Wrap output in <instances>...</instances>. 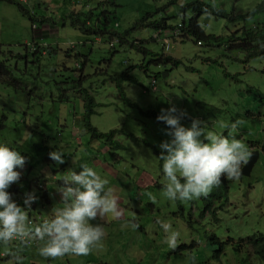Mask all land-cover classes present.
<instances>
[{"label":"rangeland","instance_id":"374dc122","mask_svg":"<svg viewBox=\"0 0 264 264\" xmlns=\"http://www.w3.org/2000/svg\"><path fill=\"white\" fill-rule=\"evenodd\" d=\"M15 1L28 9L35 19L33 22L30 21L29 16L23 13L14 2L0 0V56L3 64L12 69L16 82L14 85L0 83V123L4 120L3 117H6L8 122L11 120L23 123L22 118L24 117L30 123L36 120H48L51 125L44 135L33 131L31 138H24L22 142L19 140V133L15 136L9 135L15 133L10 128H7L5 130L7 134L3 133L1 137L3 130L0 128V143H7L18 148L19 151L31 150L30 153L35 160L34 158L30 160L35 167L38 166L36 161L39 158L34 149L44 143L43 136L48 138V144L40 149L47 150L48 153L58 146L64 150L63 144H65L66 151L63 152L64 161L67 162L65 168H58L54 171V167L50 164L45 173L34 176L45 178L40 188L46 189L47 197L55 201V205L61 206L58 203L59 200H55L58 197L60 199L57 186L61 183L52 179H58L70 168L78 172L77 163L85 162L87 156L96 153V148L102 144L99 140H89L84 129L80 127L82 102L77 100L76 95H74L75 99H71L70 104H57V107L52 106L48 98L51 94L56 96L63 92L73 93L66 83L60 82L67 74L62 76L58 65L64 62L68 64V70L75 68L78 74V65L76 66L75 60L80 61L84 55L87 56V63L80 73L84 72L81 84L85 90L92 92L95 101L102 105L95 107V113L90 118L92 124L99 130L108 131L111 128H120L135 136L141 135L142 138H147L158 147L161 141L169 137L164 132L166 128L164 123L154 118L153 114L156 113L157 116L162 108L167 109L170 105H175L178 111L183 110L190 118L182 117L180 122L183 125L189 126L191 119L197 118L205 122V130L215 131L225 136H228L230 131L228 126L231 122L236 119L242 120V125L231 131L235 138L244 144L248 138L259 142L254 143L255 147L247 142L249 148L259 151L257 161L249 176L228 180L226 195L215 204L218 206L216 212H213L214 206L209 205V202L208 205L202 202L201 208L195 212L191 223L192 228L195 227L203 233L205 240L213 242L206 244L204 253H210L211 248L217 245L211 238L214 234L219 240H225L220 249L221 264H241V258L246 256L245 247L241 243L243 251L236 253L231 244L235 243L239 237L252 234L264 235V152L261 150V145L264 143V104L259 98V91L264 93V55L244 61L245 56L235 48V41L230 40L241 35L233 34V32L242 29L243 24L249 26L256 18L264 23V12L255 13L245 21L231 20L228 16L201 15L198 21L204 32L214 33L227 41L204 40L199 45L194 37H189L170 42L169 49L164 52L180 61L175 66L172 61L154 63L153 57L137 52L135 48H128L127 45L116 46L115 51L114 48L109 49L105 38L100 37L101 42H98L93 36L82 33L79 27L71 26L69 21L72 16L60 19L63 14L68 15V10L74 8L81 11L84 7L86 8L85 4L92 5L93 0H80L79 3H77L79 0ZM166 1L118 0L119 5L113 7V15L116 17L117 24L115 30L122 32L129 27L131 29L128 36L130 42L137 45V41H132L133 39L140 41L141 38H146L144 40L146 47L160 52L162 50L160 44L150 39L152 29L137 27L138 25L134 26V24L144 15L146 9H155ZM209 1L221 6L232 17L235 13L246 12L247 14L253 6L263 0ZM75 2L77 5L74 4ZM175 8L173 4L165 6L163 4L164 17L173 12ZM42 18L46 19L47 23L41 22ZM177 19L171 18L170 22L175 23ZM35 40L36 43H33ZM89 40L93 43L90 44ZM31 46L37 50L44 49L43 46H52L51 49L54 51L41 57V62L27 65L25 72L24 62L21 63L15 56L24 55L25 51L31 50ZM66 52L69 54L68 57L65 56ZM77 52L83 55L77 58L75 57ZM105 58L111 59L109 69L114 68L115 73H120L131 64L144 62L142 68L136 66L133 70L130 69L129 73L136 81L129 85L123 83V97H118L120 94L113 82L110 80L103 82V76L97 75L101 67L108 66V61L103 60ZM163 71L166 73L165 77H163ZM153 76L156 82L151 88V77ZM22 86L30 91L22 92ZM65 108L68 112L64 114ZM148 110H153L154 113ZM247 110L252 114L246 112ZM146 112L148 114H145ZM114 139L121 144L129 142L121 135H116ZM136 146H138V152L135 151V153L139 154L138 159L134 157L116 159L114 156L118 154V147H114V155L112 153L105 156L94 154L90 156L89 164H87L108 179L106 188L112 186L111 191L116 198L117 194L122 191L126 200L125 206H127L125 213L130 211L132 214L130 216L132 220L117 222L114 220L116 223L111 220L113 221L111 224L108 220L109 216H102L104 220L109 221L103 226L105 236L102 247L93 249L87 255L66 254L60 257L45 258L37 252V247L42 242L35 240L21 242L16 239L6 245L0 244V253L12 255L6 258L0 256V264H17V256L20 258L19 264H183L184 259H187L200 243L192 241L193 248L186 247L179 254L180 257L178 256L180 251L176 252L173 248H168L164 242L160 243L162 238L164 241L165 234L156 223L157 219L170 225L178 222L176 217L182 214L178 209L173 208L176 207V203L164 198L161 194L162 189L159 188L154 190L159 199L156 200L155 196L151 198V201L156 204L150 203L143 190L138 188L128 194L129 188H133L134 185L137 187L139 179L153 183L159 174L156 167L159 160L150 156L148 151L144 154L140 142L131 141L128 150L133 151ZM76 149H78L77 154ZM145 149L149 150V147ZM102 160L107 165L112 163L114 171H110L112 167H106ZM99 168L104 171L101 172ZM25 171L28 172V169ZM114 174L117 175L113 176ZM31 182L33 187L28 189V192L34 191L39 196L40 190L34 185L37 183L36 180ZM20 186L21 189L25 188L24 192L27 191L26 186L21 184ZM12 196L15 197L17 194ZM117 204L124 215L122 211L125 210L124 206ZM50 211L51 208L48 211L44 209L42 214L47 215ZM184 220L187 221V218ZM130 221L138 227L132 228ZM185 224L183 229L172 227L180 233L177 243L185 242L194 236ZM31 226H36V224L33 223ZM229 238H234V240ZM136 250L137 255H135ZM148 252H150V257Z\"/></svg>","mask_w":264,"mask_h":264},{"label":"clouds","instance_id":"9594fccd","mask_svg":"<svg viewBox=\"0 0 264 264\" xmlns=\"http://www.w3.org/2000/svg\"><path fill=\"white\" fill-rule=\"evenodd\" d=\"M187 17L186 14L182 13L180 17H177L178 19L175 23H171L170 19H166V27L163 25L157 27L152 25V20L157 18L156 16H154V18L145 19L144 23L146 27L152 29V36L150 39L158 42L162 48L160 52L150 50L143 41V45L150 53L146 55L153 57L154 63H163V56L171 57L164 52L169 49L170 42H177L189 37H194L197 44L201 45L203 43L204 39L196 37L185 29L184 26ZM240 30L241 29L236 30L233 34H241ZM202 31L206 34L204 30ZM206 35L218 37V42L227 41V39H223V37L215 35L214 33ZM133 40L136 41V39ZM116 41H118L117 35L108 40V46L112 47ZM228 44L230 45V43ZM107 63L109 65V62ZM75 64L79 66V63ZM143 64L144 62L142 61L141 65L143 66ZM142 66L140 68H142ZM101 70L102 72L107 71L109 74H112L109 68L102 67ZM162 73L163 77H165L166 73L164 71ZM83 74L84 72L82 73V77H84ZM100 75L104 76L102 74ZM108 80L110 79L107 78L105 81ZM154 82H156V79L153 76L151 77V88L154 87ZM116 90L118 91L117 88ZM89 94L94 98L92 92H89ZM118 97H120V95ZM95 102L97 103L96 107L102 106L99 102ZM66 111L67 110L63 113L65 114ZM94 113L95 108L91 115ZM151 113H154V111L152 110ZM185 115L186 113L183 110L178 111L175 105H170L167 109L162 108L157 116L156 113L153 114L154 118L158 121H162L166 125L164 132L169 137V139L159 143L158 147L160 149L152 143L158 150L155 156L153 155L152 157H156L159 163H161L156 166L159 174L153 183H150L148 180L144 182L139 179L140 182L137 183V187H135V185L133 188L127 186L129 188L128 194H131L133 189L138 188L143 190L146 199H148L150 203L156 204L151 201V198L155 196L156 200L159 199L158 195L154 193V190L159 188L160 190L162 189V196L168 201L174 202L178 200L181 201L179 204L187 203L190 206L189 200L206 196L215 186L219 185L221 177L228 182V180L236 179L237 177L240 178L241 176L250 175L251 169L257 161L259 151L255 148H249L247 142L253 147H255L254 143L259 142H256L255 139L248 138L244 144L235 138L231 130L237 129L238 126L242 125V120L236 119L231 122L228 126L230 129L228 136H225L215 131L205 130V122L197 118H193L189 126L183 125L180 121ZM92 125L95 126L94 124ZM80 127L84 129L89 140H95L92 139L91 134L85 129L82 122ZM125 133L127 132H121L120 129V132L116 135H121L125 138ZM44 140L45 136H43V141ZM126 141H128V138ZM148 142L151 143L149 140ZM126 144L127 147L125 146ZM128 145L129 142L121 144L118 148V154L114 156V158L123 159V157H125L129 159L134 157L138 159L139 154L135 153V151L138 152V146H136L133 151H130L128 150ZM142 147V152L145 154L147 152L145 146L142 145ZM63 148L66 151L65 144H63ZM96 149L97 152L92 155L97 154L105 156L115 151L114 148L110 150L109 146H102V144ZM34 150L37 152L39 160L42 159L43 156L40 154L39 150ZM64 150L61 146H58L49 153L45 150L47 155H49L50 163L54 167V171L58 168L63 169L67 165V162H65L63 158ZM77 150L78 149H76V154ZM261 150L264 152V143L261 145ZM30 151L31 150L26 151V154L33 159L34 156ZM92 155L87 156L85 162L77 163L79 167L78 172L70 168L65 171L66 174L61 175L58 179H52L61 183V185L57 186L60 199L59 197L57 199L54 198L57 201L59 200L58 203L61 205L59 206L58 204L55 205V201L47 197L46 193L48 192L46 189L40 188L41 183L44 182V177L41 176L39 178L42 181H40L39 184L35 183L37 189L40 190L39 196L36 195L34 191H29L26 193H18L17 196L12 197L7 189L12 183L19 182L22 174L19 170L23 169L26 157L21 155L17 148L7 143H0V244L6 245L16 239H19L21 242L27 240L40 241L42 243L37 247V252L40 256L45 258L60 257L66 254L77 256L87 255L93 249L102 247L105 231L102 226L92 221H95L98 216L106 215L109 216V221H114L121 216L132 214L130 211L125 213V211H127V206H125L126 200L122 195V191L117 194L116 198L112 194V186L106 188L108 179L101 176L93 167L87 165ZM94 157L95 156H93V158ZM251 158H253V162L247 170V173H244L243 171L246 170V166ZM105 165L106 167H112L109 170L114 171L112 163ZM33 168V171L37 175L46 172V170L43 171L42 167L39 166H33ZM100 171L103 172L104 169H100ZM116 175L117 174H114L113 176ZM163 178L165 180L164 183ZM124 183L125 182H123V184ZM118 191L120 190L118 189ZM21 199H23V201H20ZM220 199H211L209 205L214 206L213 212H216L218 206H215V204ZM117 203L124 206L125 210H122L125 213L124 215H122ZM49 208H51V211L48 212L47 215H43L42 212H44V209L48 211ZM175 209L179 210V206ZM176 218L179 221L171 225L159 219L156 221L159 228L162 229L165 234L163 242L170 249L177 246V240L180 235L179 231L172 227L183 229L186 223L181 215ZM106 222L108 223V221ZM33 223H35L36 226H31ZM129 224L132 228L138 227L137 224L131 221ZM185 225L187 226V224ZM216 241L225 243V240H219L217 236ZM249 253L248 251L246 256L250 261H253V254ZM0 256L6 258L12 255L0 253ZM246 256L241 258V264H244ZM19 259V256H17V264H19Z\"/></svg>","mask_w":264,"mask_h":264},{"label":"trees","instance_id":"16d2710c","mask_svg":"<svg viewBox=\"0 0 264 264\" xmlns=\"http://www.w3.org/2000/svg\"><path fill=\"white\" fill-rule=\"evenodd\" d=\"M9 1L14 2L23 13H26L29 16L30 21L33 22L35 17L29 12L28 9H25L21 4H19V2H16L15 0H9ZM93 1L94 3L92 5L85 4L86 8L84 7V9L81 11L75 10L74 8H73L74 10L73 9L68 10L69 11L68 15H65L66 14L65 13L61 16L60 19H62V17L68 18V16H72L69 21L70 25L75 28L79 27V30L82 33H86L89 36H93L94 40H97L98 42H101L100 37L105 38L108 42L109 39L117 35L118 41H116L112 47L108 46L109 49L114 48V51H115L116 46L127 45L128 48H135L137 52L143 53L144 55L150 54L148 49L143 45V41L146 38H141L142 40L140 41L136 39L138 44L135 45L134 42L132 43L128 40V36L131 32V29H129V27L125 28L122 32H118L117 30H115V25L117 24H116V17L113 15V11H114L113 7H116L117 5H119L117 3L118 0H93ZM153 1H156V0H153ZM180 1L182 0H167L165 3H163L164 6L166 4L167 5L173 4L174 6H176L173 12L167 14L166 17H164L165 14L163 12V5H162V8L156 7L155 9H149V8L146 9L144 15L137 19L136 24H134V26L138 25L137 27H141V28L146 27L144 23L145 19L154 18V16H156L157 18L152 20V25H154L155 27L160 26V25H163L166 27L167 25L166 19L177 18V17H180L182 13H184L188 16L185 21V26H184L185 29L188 32L195 35L196 37L202 38L210 42L212 40L218 41L219 38L214 35H206L203 33L202 31L203 29L200 26V23L198 21V18L201 15L206 14V15H213L217 17L228 16L230 17L231 20L238 19V20L245 21V20H248L255 13L264 12V0L260 2L259 4L253 6L252 9H250L247 14L246 12L241 13V14L235 13V15H233L232 17L230 16L229 12L225 11L221 6L215 5L209 0H184L183 2H180ZM79 2L81 1L80 0L77 1V3ZM74 4L77 5L76 2ZM66 9H69V8L66 7ZM159 11H161V13H159ZM45 20L46 19L42 18L41 22L43 21L44 23H47ZM243 26L244 28L240 30L241 35L238 38L231 39L230 41L232 40L235 41L234 42L236 46L235 48L240 50V52H242L243 55L245 56L244 61L250 58H255L257 56H263L264 55V23L259 21L258 18H256V20L253 21L249 26L245 24H243ZM33 43H36V40ZM92 43L93 41H90V44ZM43 47L45 48L44 49L39 48L37 50L33 46H31V50L25 51L24 55L19 54L15 56L19 59V61H21V63L24 62L25 72H26L27 65H29L30 63L34 65L35 63L41 62L42 61L40 60L41 57L43 58V56L48 54V52L54 51L51 49L52 46L51 47L43 46ZM230 47H231V44H230ZM91 50L92 49H90V51ZM68 55H69L68 53L65 54L66 57H68ZM75 55H76L75 57L78 58V56H82L83 54L77 52L75 53ZM103 60L108 61V62L111 61V59L108 60L106 58ZM170 61H172L173 64L176 66L180 63V61L177 59H172L171 57L163 56V63H167ZM75 63H79V66L77 68L78 69L77 75L75 73V70H76L75 68L68 70V67H67L68 64H65L63 62L62 65H58L59 71L62 72L61 75L63 76L64 74H67V76L64 77V79L61 80L60 82L66 83L68 85V88L73 93L63 92V93H58L56 96H53L51 94L50 96H48V98L51 100L52 106L56 105L57 107V104L62 105L63 103L70 104L71 99H75L74 95H76L78 97L77 100L82 101V112H81L82 113L81 115L82 124H84L85 129L91 134L92 139L101 141L102 146H105V145L109 146L110 150H112L114 147L119 148L121 144L115 141L114 137L116 136L118 132H120V128H112L108 131H100L95 126H93L90 122V116L93 113L94 108L97 106V103L94 101L93 96L90 95L89 92L83 88V84H81L82 74L80 73L86 67L87 56L84 55V57H82L80 61L75 60ZM129 66L131 68L130 67L125 68L120 73H115L114 68H112V70H110L112 74H109L107 71L102 72L101 70L102 67H101L98 70L97 75H100V74L104 75L103 81L107 80V78H109L110 81H113L115 87L118 89L120 93V96L123 97L124 95L123 83L125 82L127 85H129V84H134V82L136 81V79L133 76H131V74L129 73L130 69L133 70V68H135L136 66L141 67L142 65L140 62L139 64H131ZM106 68H111V64H109ZM1 82L9 84V85H14L16 83L13 77L12 69L3 64V62L1 61V56H0V83ZM54 82L57 83V81H54ZM248 88L252 89V87H248ZM21 90L22 92L30 91V90H27L25 86L24 87L22 86ZM259 92H260L259 98L262 99L261 100L262 104H264V93L261 91ZM131 105L135 106L134 103H131ZM59 107H58V112H59ZM65 110L67 109L65 108ZM148 111L151 112L152 110H148ZM246 112L252 114L249 110H247ZM145 114H148V113L146 112ZM3 118L4 120H1V123H0V128L3 130V132L1 133V137H3V133L4 135H6L7 133L5 130L7 128H10L15 133L9 134V135L15 136V134L17 135L19 133L18 136H19L20 142H22L24 138L30 139L33 131L39 134L46 133L47 132L46 129L51 125V122L48 120L46 121L36 120L30 123L26 120V118L23 117L22 118L23 123H22L20 121H11V120L10 122H8L6 117H3ZM183 118L190 119L187 115L183 116ZM164 126L166 127L165 124ZM125 138L126 139L128 138L129 143L131 141H138L140 142L141 147L142 145H144L145 147H149V150L147 149L145 150L150 152L151 154L150 156H153V155L155 156V154L158 152V150L153 146V144L149 143L147 138H142L141 135L135 136L132 133H125ZM47 141H48V138L45 136V140L43 141L45 144L42 143L39 146V148H37L40 154L43 156V158L40 159L42 163L40 160H37L36 164H38L39 167H42L43 171H45L47 169V166L51 164L49 155H47L45 150L40 149L46 146ZM256 142L258 141L256 140ZM35 145L37 144L35 143ZM125 146L127 147V144ZM20 152H21V155L26 157V160H25L26 163L24 165L25 169L23 167V169L19 170L22 173L19 182L12 183L10 187L7 189V191H9L11 195L28 192V189H31L33 187L31 184L32 180L36 179L37 184H39V182L42 181L40 178L34 177L37 174L34 171H32L34 164L30 160V156L26 154V151L20 150ZM33 160H35V158ZM160 164L161 163H159V165ZM26 169H28V172L25 171ZM32 177H34V179H30ZM20 184L22 186L24 185L27 187L26 192H24L25 190L24 187H22L23 190L21 189ZM227 190H228V183L223 177H221V181L219 185L215 186L206 196H201L199 198L189 200L190 206L187 203L179 204L181 201H178V200L174 201L176 203L175 208H178L179 206V210L182 214V219L187 218V221H186L187 227L189 228V230L192 232L194 236L190 237L185 242H180V243L178 242L177 246L173 249L176 252L180 251L178 252V256L181 257V255L179 254L181 253L182 250L186 249V247L193 248L191 244L192 241H198L200 243V245L196 247L194 252L192 253L193 255L191 254L190 256L187 257V259H184L183 264L192 263L193 260H194V264H221L222 258L220 255V249L222 248L224 242L220 243L216 241V236L212 234L211 238L213 239V241L217 243V245L211 248L210 253H204L206 244L213 243V242H208L207 240H205L203 233L200 230H197V228L195 227L192 228L191 223L193 221L192 219L194 218L195 212H197V210L201 208L202 202H204L205 205H208V202L210 203L211 199H220L223 196H225ZM188 208H190V211H187ZM130 216L131 215H125L122 218L120 217L119 219L116 220V222L120 220H132ZM92 222L99 224L102 227L105 224H107V222L103 219L102 216H98L96 220ZM112 222L113 221H110V224ZM116 222L114 221L113 223H116ZM229 239L234 240V238H229ZM161 242H163V238L160 240V243ZM241 243H243V246L246 249V253L249 251L254 256L253 261H250L246 256V260L244 261V264H264V235L263 234H252L246 237L237 238L235 240V243L231 244L233 251H235L236 253L242 251L243 249L241 248L242 247ZM137 254L138 253L136 250L135 255ZM148 254L150 257V252H148ZM192 256L194 259L192 258Z\"/></svg>","mask_w":264,"mask_h":264},{"label":"water","instance_id":"95a60500","mask_svg":"<svg viewBox=\"0 0 264 264\" xmlns=\"http://www.w3.org/2000/svg\"><path fill=\"white\" fill-rule=\"evenodd\" d=\"M253 162V158H251V160L248 162V165L246 166V170H244V173H247V170L250 168L251 164Z\"/></svg>","mask_w":264,"mask_h":264}]
</instances>
